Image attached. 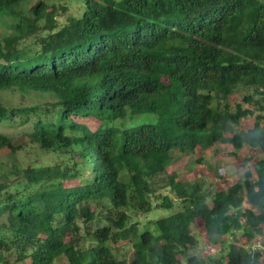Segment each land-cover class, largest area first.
<instances>
[{
  "label": "trees",
  "instance_id": "obj_1",
  "mask_svg": "<svg viewBox=\"0 0 264 264\" xmlns=\"http://www.w3.org/2000/svg\"><path fill=\"white\" fill-rule=\"evenodd\" d=\"M28 2L0 0V127L26 137L0 131V264H264V0ZM216 144L250 152L237 180L171 173L180 207L150 218L174 156Z\"/></svg>",
  "mask_w": 264,
  "mask_h": 264
},
{
  "label": "rangeland",
  "instance_id": "obj_2",
  "mask_svg": "<svg viewBox=\"0 0 264 264\" xmlns=\"http://www.w3.org/2000/svg\"><path fill=\"white\" fill-rule=\"evenodd\" d=\"M38 0H29L27 7L31 6ZM48 5H56L57 0H42ZM71 9L69 8L65 13H58L56 19L58 22H62L66 15L69 14ZM30 41V40H29ZM239 96L233 95L230 98V104L239 103ZM35 100L21 98L18 94L5 92L2 94V102L7 106H18L25 104L35 103ZM253 124V117H246L240 123L239 129H247ZM264 128V119L262 122ZM22 127L20 126H4L0 127V131L10 137L14 138L16 142H24L26 137L22 135ZM250 152L242 150L235 153L233 148L227 144H216L211 149L197 150L194 153H178L174 156L173 161L170 163L167 172L159 175L155 178L154 192L151 194V199L155 204L165 203L166 201H172V208H157L152 210L150 218L157 219L168 216L179 209V201L176 200L174 193L167 185L168 175L171 173L177 174L178 180L184 183L199 182L204 188L216 189L224 187L234 183L241 170V159L246 157ZM18 159L24 161L27 164L29 161L45 162L50 160L48 154L42 153L40 150L29 147L26 151H21L17 155ZM5 159L4 155L0 154V161ZM217 190V189H216ZM139 221L143 222L147 218L138 216ZM191 231L195 235V238L199 246V254L208 255L216 252L217 248L209 245L205 239V234L201 227L200 221H196L191 226ZM237 242H243V238L240 233L236 236ZM255 240L263 241L264 233L258 235ZM254 240V241H255ZM128 251V257H129ZM263 262H264V250H263ZM19 264V263H17ZM27 264V263H22ZM180 264H184L183 260H180Z\"/></svg>",
  "mask_w": 264,
  "mask_h": 264
},
{
  "label": "built area",
  "instance_id": "obj_3",
  "mask_svg": "<svg viewBox=\"0 0 264 264\" xmlns=\"http://www.w3.org/2000/svg\"><path fill=\"white\" fill-rule=\"evenodd\" d=\"M261 248V245H260V243L258 242V241H254V244H253V246H252V249L253 250H259Z\"/></svg>",
  "mask_w": 264,
  "mask_h": 264
}]
</instances>
